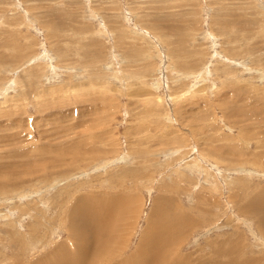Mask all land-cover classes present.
<instances>
[{
    "label": "rangeland",
    "instance_id": "374dc122",
    "mask_svg": "<svg viewBox=\"0 0 264 264\" xmlns=\"http://www.w3.org/2000/svg\"><path fill=\"white\" fill-rule=\"evenodd\" d=\"M263 205L264 0H0V264H264Z\"/></svg>",
    "mask_w": 264,
    "mask_h": 264
},
{
    "label": "bare ground",
    "instance_id": "6f19581e",
    "mask_svg": "<svg viewBox=\"0 0 264 264\" xmlns=\"http://www.w3.org/2000/svg\"><path fill=\"white\" fill-rule=\"evenodd\" d=\"M10 46H11V44H10ZM192 54V53H191ZM12 58V57H11ZM28 64V63H27ZM195 75V74H194ZM51 88V87H50ZM7 91V90H6ZM48 91V90H47ZM52 104H54V103H52ZM52 126V125H51ZM173 152V151H172ZM93 153H95V152H93ZM43 155H44V153H43ZM74 155V154H73ZM42 156V155H41ZM83 159V158H82ZM114 159V158H113ZM118 159H120V158H118ZM66 160V159H65ZM74 162V161H73ZM90 162V161H89ZM110 162V161H109ZM112 162V161H111ZM164 162V161H163ZM165 163V162H164ZM6 164V163H5ZM90 164V163H89ZM102 164V163H101ZM112 163H110L109 165H111ZM114 164H117V162H115ZM113 164V165H114ZM166 164V163H165ZM79 165V164H78ZM88 165V164H87ZM105 167V166H104ZM197 167H199V166H197ZM148 168V167H147ZM12 169V168H11ZM78 169V168H77ZM193 171V170H192ZM200 171V170H199ZM35 172V171H34ZM151 172V171H150ZM130 173V172H129ZM198 173V172H197ZM200 176V175H199ZM11 177V176H10ZM197 180V179H196ZM200 180V179H199ZM144 181V180H143ZM25 182V181H24ZM222 185V184H221ZM223 190V189H222ZM205 196V195H204ZM201 197H202V195H201ZM110 198H112V201L111 202H109L110 204H112L113 205V203H115V202H117V201H115V198L114 197H110ZM120 198H122V199H124V197H121L120 196ZM22 199V198H21ZM116 199H118V198H116ZM131 200V199H130ZM233 200V199H232ZM108 201H110V199H108ZM122 201V200H121ZM95 202V201H94ZM98 202V201H97ZM103 202V201H102ZM123 202V201H122ZM124 203V202H123ZM164 203V202H163ZM258 204H256V206H257ZM35 206V205H34ZM94 206V205H93ZM99 206H101V205H99ZM108 206V205H107ZM96 207H97V204H96ZM95 207V208H96ZM122 208H123V206H121ZM258 207V206H257ZM260 208H257V209H254L255 211L256 210H258V211H262V212H264V205H263V207L262 206H259ZM98 208V207H97ZM96 208V209H97ZM107 208V207H106ZM109 208V207H108ZM45 209V208H44ZM72 209V208H71ZM92 209H94V208H92ZM117 209H119V208H117ZM90 210V209H89ZM98 210V209H97ZM106 210V209H105ZM114 210H116V208L114 209ZM113 210V211H114ZM121 210V209H120ZM167 210V209H166ZM39 211V210H38ZM93 211V210H92ZM103 211V210H102ZM117 211V210H116ZM94 212V211H93ZM93 212H91V214L93 213ZM100 212V211H99ZM106 212H107V210H106ZM110 213H111V211H109ZM131 212V211H130ZM12 213V212H11ZM109 213V214H110ZM113 213V212H112ZM129 213V212H128ZM132 213V212H131ZM36 214V213H35ZM90 213H89V215H91ZM98 214V213H97ZM108 214V215H109ZM256 214H258L257 212H256ZM4 215H6L5 213H4ZM8 215V214H7ZM79 215H81V214H79ZM94 215H95V212H94ZM101 214H99V216H100ZM121 215V214H120ZM40 216V215H39ZM83 216H85V215H83L82 214V218H84ZM93 215H91V217H92ZM98 215H97V218L98 219H96V218H94V219H96V220H100L101 222L103 221L102 220V218L103 217H99ZM102 216H105V214L103 215L102 214ZM3 217V216H2ZM42 217V216H41ZM66 217V216H65ZM81 217V216H80ZM94 217V216H93ZM106 217V216H105ZM109 216H107V218H108ZM112 217V216H111ZM114 217V216H113ZM124 217H126L125 215H124ZM106 218V219H107ZM130 218V217H129ZM163 218H164V216H163ZM260 218L261 219H259V220H261L262 222H264V215L261 217L260 216ZM90 219H92V218H90L89 217V220L88 219H86V221H87V228H86V226H85V222H83V226H82V229L81 230H85V231H83L82 233L83 234H85L86 233V235H84V237L86 236V238H84V239H82L83 240V242L86 244L85 245V248L83 247H80L78 244H74L73 246H72V249H71V252H73V254L71 253V252H67L70 256H72L71 258L70 257H68V255L66 254V252H65V254H64V252L60 249V248H58V249H56V250H54V253H55V256L57 257H59L60 258V260H59V262L57 263V264H185V261H184V259L186 258V257H183V258H181V256L180 255H174V254H171V255H174V259H169L168 258V256H167V252H166V249L164 248V242L165 241H167V240H169V239H167V237H166V239L164 238V237H162L161 236V232H160V229H157V231L152 235V236H150V237H148V239L147 240H145V241H142L141 243H137L138 245H136L135 246V249H136V254L134 253V255H137V256H139L140 255V257H141V259H137L136 257L137 256H133V254L131 253L130 255V257H124L123 258V256H125V254H123L122 253V251L118 254V256H115V254L116 253H113V252H110V251H107L106 250V248H104L105 249V251L103 252V255L105 256L104 258H102V249H103V247L102 246H96V244H94V241L93 240H91V239H95L97 236L96 235H98V238L102 235H100V233H98V232H96L97 230H95V228L94 227H97L98 225H97V223H96V221H94V220H90ZM186 219V218H185ZM37 220V219H36ZM80 220H81V218H80ZM123 220H124V218H123ZM128 220V219H127ZM168 220V219H167ZM166 218H165V223H167L166 221ZM181 220H183V219H181ZM19 221V220H18ZM40 221V220H39ZM42 221V220H41ZM105 221V220H104ZM107 221H108V219H107ZM113 221H114V219H113ZM112 221V222H113ZM31 222V221H30ZM82 222V221H81ZM98 222V221H97ZM111 222V223H112ZM126 222V221H125ZM130 222V221H129ZM163 222V221H162ZM162 222H160L159 224H161ZM164 222H163V224H164ZM170 222V221H169ZM261 222V223H262ZM77 223V222H76ZM122 223V222H121ZM259 223H260V221H259ZM101 224V223H100ZM99 224V225H100ZM106 224V223H105ZM125 224V223H124ZM135 224V223H134ZM217 224V223H216ZM11 225V221H10V223H9V226ZM48 225V224H47ZM71 226H69L70 227V229H68V238L71 240H73L74 238H76V237H78V238H80L79 236H81L82 234H81V230H80V228H81V226H80V228H77V225L76 224H70ZM130 225V224H129ZM166 225V224H165ZM105 226V225H104ZM262 226H264V223H262ZM106 227V226H105ZM133 227V226H132ZM169 228V225H166V228ZM84 228V229H83ZM99 228V227H98ZM98 228H96V229H98ZM103 228V225H102V227H101V229ZM107 228V227H106ZM126 228V227H125ZM129 228V227H128ZM128 228H126V229H128ZM165 228V229H166ZM213 228V227H212ZM211 228V229H212ZM264 228V227H263ZM100 229V228H99ZM98 229V230H99ZM103 229H105V228H103ZM70 230H71V232L72 233H70ZM122 230V229H121ZM169 230H171V229H169ZM199 230V229H198ZM262 230V229H261ZM126 231V230H125ZM154 231V230H153ZM166 231H167V229H166ZM211 231V230H210ZM263 231V230H262ZM101 232V231H100ZM105 232H107V231H105ZM104 232V233H105ZM162 232H163V229H162ZM164 232H165V230H164ZM163 232V233H164ZM102 233V232H101ZM103 233V234H104ZM126 233V232H125ZM147 233V232H146ZM151 233H152V231H151ZM13 234V233H12ZM18 234V233H17ZM106 234V233H105ZM150 234V233H149ZM20 235V234H19ZM95 235V236H94ZM100 235V236H99ZM106 235H109V232H107V234ZM111 235V234H110ZM164 235H166V232H165V234ZM167 235L169 236V234H168V232H167ZM12 236V235H11ZM83 236V235H82ZM81 236V237H82ZM147 236H149V235H147ZM13 237V236H12ZM18 237V235H14V238H17ZM20 237V236H19ZM108 237V236H107ZM107 237H105V238H107ZM177 237V236H176ZM199 237V236H198ZM78 238H76V240H78ZM83 238V237H82ZM104 238V239H105ZM111 238V237H110ZM109 237H108V239H110ZM119 238V237H118ZM127 238V237H126ZM19 239V238H18ZM108 239H106V240H108ZM128 239V238H127ZM205 239V238H204ZM20 240V239H19ZM31 240V239H30ZM46 240V239H45ZM44 240V242H46ZM71 240V241H72ZM98 240V239H97ZM105 240V241H106ZM164 240V241H163ZM262 240V239H261ZM17 241V240H16ZM78 241H80V240H78ZM121 241V240H120ZM205 241V240H204ZM242 241V240H241ZM263 241V240H262ZM19 242V241H18ZM31 242V241H30ZM29 242V243H30ZM37 242L38 243H40L41 244V241L38 239L37 240ZM68 242V241H67ZM77 242V241H76ZM122 242V241H121ZM196 242V241H195ZM224 242V241H223ZM48 243V242H47ZM46 243V244H47ZM59 243V242H58ZM78 243V242H77ZM79 243H81V242H79ZM124 243V242H123ZM168 243V242H167ZM167 243H165V244H167ZM182 243V242H181ZM233 243V242H232ZM238 243V242H237ZM45 244V243H44ZM44 244H43V246H44ZM128 244V243H127ZM30 245V244H29ZM60 245V244H59ZM58 245V246H59ZM84 245V244H83ZM174 245V244H173ZM177 245H179V244H177ZM242 245V244H241ZM22 246H24V245H22ZM69 246V245H68ZM90 246H92V249H94L93 251H91V248H90ZM25 247V246H24ZM33 247H34V244H32L31 245V249H33ZM60 247H65V242L63 241V243H61V246ZM112 247V246H111ZM122 247V246H121ZM167 247V246H166ZM70 248V247H69ZM124 248H125V246H124ZM127 248V247H126ZM179 248V247H178ZM134 249V250H135ZM180 249V248H179ZM178 249V250H179ZM236 249V248H235ZM101 250V251H100ZM113 250V249H112ZM168 250V249H167ZM113 251H115V250H113ZM169 251V250H168ZM117 253H118V251H117ZM243 253V252H242ZM168 254H169V252H168ZM49 255V254H48ZM65 255L67 256V257H65ZM127 256V255H126ZM129 256V255H128ZM241 258V257H240ZM259 259V258H258ZM37 260V259H36ZM58 260V259H57ZM134 260V261H133ZM45 261V260H44ZM47 261V260H46ZM244 261V260H243ZM33 262V261H32ZM36 262V261H35ZM248 262V261H247ZM37 264V263H36ZM240 264V263H239ZM244 264V263H243ZM251 264H253V263H251Z\"/></svg>",
    "mask_w": 264,
    "mask_h": 264
}]
</instances>
